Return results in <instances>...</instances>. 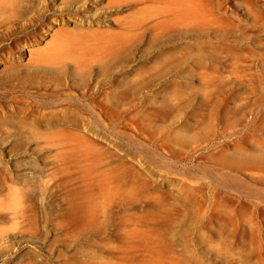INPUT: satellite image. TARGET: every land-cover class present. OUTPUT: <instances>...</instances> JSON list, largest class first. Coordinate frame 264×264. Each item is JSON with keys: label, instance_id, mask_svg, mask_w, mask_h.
I'll use <instances>...</instances> for the list:
<instances>
[{"label": "rangeland", "instance_id": "rangeland-1", "mask_svg": "<svg viewBox=\"0 0 264 264\" xmlns=\"http://www.w3.org/2000/svg\"><path fill=\"white\" fill-rule=\"evenodd\" d=\"M29 1L0 10V264H264V0Z\"/></svg>", "mask_w": 264, "mask_h": 264}, {"label": "bare ground", "instance_id": "bare-ground-1", "mask_svg": "<svg viewBox=\"0 0 264 264\" xmlns=\"http://www.w3.org/2000/svg\"><path fill=\"white\" fill-rule=\"evenodd\" d=\"M28 1L29 0H0V10L1 9H6V10H10V11L22 10L25 7L24 5ZM145 1L154 2V3H156V5H159V4L163 5L160 7L156 6L154 8V11L153 12L151 11L152 17L162 16L165 18V21H163L162 24H164V23L170 24L171 23L172 25H175V26H177V25L187 26V25H192V23L195 25L200 24V23H204L210 19V18H207L208 15L206 13V10L203 11L202 8H200V6L206 5V4H204V2H206V0H138V4H144ZM109 2H111V0H109ZM42 5H43V3H42ZM135 5H137L135 2H131L129 6H130V8H133V7H135ZM255 6H256L255 2H254V4L252 2L246 4V7L249 10L253 9V7H254V9L250 11V13L256 11ZM36 7H38V5ZM64 9L66 11H68L70 9V7L65 6ZM25 11H26V9H25ZM42 17H44V16H42ZM39 18L40 17H38V19ZM65 34H66V36L71 37V38L76 39V40L88 38L87 36H89V35H84L81 32H77V33L66 32ZM78 50H80V49L78 48ZM78 56L79 57H77V61H80V59L83 58L84 54L78 53Z\"/></svg>", "mask_w": 264, "mask_h": 264}]
</instances>
